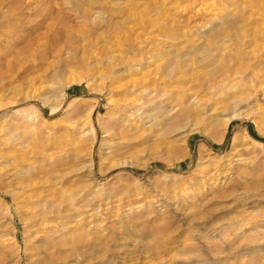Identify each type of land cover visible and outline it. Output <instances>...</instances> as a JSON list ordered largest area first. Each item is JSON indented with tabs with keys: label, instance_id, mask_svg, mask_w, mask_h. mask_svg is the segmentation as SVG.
Here are the masks:
<instances>
[{
	"label": "rangeland",
	"instance_id": "obj_1",
	"mask_svg": "<svg viewBox=\"0 0 264 264\" xmlns=\"http://www.w3.org/2000/svg\"><path fill=\"white\" fill-rule=\"evenodd\" d=\"M0 264H264V0H0Z\"/></svg>",
	"mask_w": 264,
	"mask_h": 264
},
{
	"label": "bare ground",
	"instance_id": "obj_2",
	"mask_svg": "<svg viewBox=\"0 0 264 264\" xmlns=\"http://www.w3.org/2000/svg\"><path fill=\"white\" fill-rule=\"evenodd\" d=\"M195 107V106H194ZM141 114V113H140Z\"/></svg>",
	"mask_w": 264,
	"mask_h": 264
}]
</instances>
